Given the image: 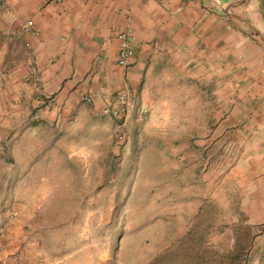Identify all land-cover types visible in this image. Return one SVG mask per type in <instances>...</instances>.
<instances>
[{"label": "crops", "instance_id": "0c3cea01", "mask_svg": "<svg viewBox=\"0 0 264 264\" xmlns=\"http://www.w3.org/2000/svg\"><path fill=\"white\" fill-rule=\"evenodd\" d=\"M262 2L0 0V153L8 143L15 167H35L37 156L87 165L107 131L101 110L128 89L125 123L138 127L139 167L149 168L139 179L138 244L117 247L113 227L101 245L103 228L76 226L54 259L25 218L0 211V264H157L209 212L213 248L233 252L226 241L241 214L263 218L254 212L264 205V48L249 32L264 37ZM122 30L137 43L127 67L117 64ZM19 192L12 202L30 199ZM257 250L195 264H264Z\"/></svg>", "mask_w": 264, "mask_h": 264}, {"label": "rangeland", "instance_id": "374dc122", "mask_svg": "<svg viewBox=\"0 0 264 264\" xmlns=\"http://www.w3.org/2000/svg\"><path fill=\"white\" fill-rule=\"evenodd\" d=\"M260 5L264 14V0L263 6ZM249 32L264 48L259 35L252 30ZM104 116L107 131L100 132V146L94 149L96 156L91 157L87 165L78 160L70 161L71 158H68L67 165H61L53 157L37 156L35 167H15L8 143L4 144V152L0 153V211L25 218L26 228L33 229L34 238L47 257L55 259L60 255V241L66 234L65 230L76 226L91 229L99 225L103 228L105 231L98 236L101 245L107 243V229L113 227L117 247L119 244L131 246L139 243V236L136 235L139 231V179L149 168L139 167V140H135L138 127L135 124L130 127L128 121L125 123L126 119ZM119 135L124 136L122 142ZM126 136H129V141H126L128 145L123 152ZM125 164L128 167H123ZM17 182L23 187L16 188ZM18 190L30 199L12 202L11 196ZM224 199L221 197L218 202L224 205L228 198ZM261 209L262 214H254L263 216L262 219L244 218L241 214L234 239L226 241L236 245L233 252L213 248L217 242L214 229L217 221L212 220L214 213L208 211L199 228L179 239L169 253L158 259L157 264H195L200 255L208 261L218 259L228 263L235 253L244 254L247 245L263 247L264 205ZM95 212L99 213V220L92 218L91 213ZM73 238L76 239V236ZM72 243L75 244L74 241ZM199 245H207V249L201 253L189 250ZM252 256L255 261H263L264 250H257Z\"/></svg>", "mask_w": 264, "mask_h": 264}, {"label": "built area", "instance_id": "2783aa9c", "mask_svg": "<svg viewBox=\"0 0 264 264\" xmlns=\"http://www.w3.org/2000/svg\"><path fill=\"white\" fill-rule=\"evenodd\" d=\"M28 26H32V22L27 23ZM34 34H38L37 30H33ZM118 41V52H117V64L121 67H127L130 63V59L134 56L136 48V37L131 31H119L117 33ZM31 76L38 81L39 76L33 71ZM133 93L128 89H122L118 91L111 102L101 110L103 115H108L113 118H124L126 119L129 114L132 103H133ZM124 136L119 135L120 142L123 141Z\"/></svg>", "mask_w": 264, "mask_h": 264}, {"label": "water", "instance_id": "95a60500", "mask_svg": "<svg viewBox=\"0 0 264 264\" xmlns=\"http://www.w3.org/2000/svg\"><path fill=\"white\" fill-rule=\"evenodd\" d=\"M256 32V30H254ZM260 40L264 43V37L259 35Z\"/></svg>", "mask_w": 264, "mask_h": 264}]
</instances>
